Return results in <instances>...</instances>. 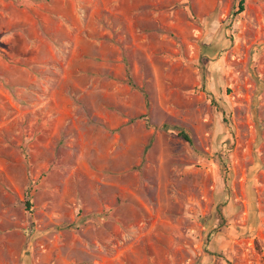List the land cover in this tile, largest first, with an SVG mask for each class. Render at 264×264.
<instances>
[{
  "label": "rangeland",
  "instance_id": "1",
  "mask_svg": "<svg viewBox=\"0 0 264 264\" xmlns=\"http://www.w3.org/2000/svg\"><path fill=\"white\" fill-rule=\"evenodd\" d=\"M237 2L0 0V264H264V0Z\"/></svg>",
  "mask_w": 264,
  "mask_h": 264
},
{
  "label": "trees",
  "instance_id": "2",
  "mask_svg": "<svg viewBox=\"0 0 264 264\" xmlns=\"http://www.w3.org/2000/svg\"><path fill=\"white\" fill-rule=\"evenodd\" d=\"M244 2H245V0H238L236 8H235L234 12L232 13V16H236V15L240 14L241 12H243ZM179 135L184 141L190 142L188 135H186L184 132H180Z\"/></svg>",
  "mask_w": 264,
  "mask_h": 264
}]
</instances>
